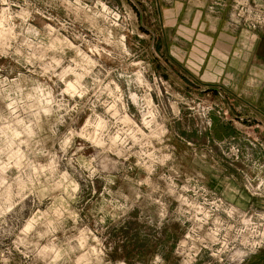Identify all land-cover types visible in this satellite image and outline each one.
<instances>
[{
    "label": "rangeland",
    "instance_id": "1",
    "mask_svg": "<svg viewBox=\"0 0 264 264\" xmlns=\"http://www.w3.org/2000/svg\"><path fill=\"white\" fill-rule=\"evenodd\" d=\"M136 5L144 25L159 30L155 0H0V264L264 258V130L234 117L264 115V91L258 110L230 93V110L206 89L204 58L185 56L183 43L153 45ZM220 5L215 0L211 10ZM229 26L263 39L264 0H233ZM49 66L57 75L42 74ZM68 67L84 77L86 95L65 93L73 111L41 114L42 131L13 139L8 125L20 128L8 105L33 103L26 97L37 83L59 100L77 78L59 79ZM112 103L119 116L107 111ZM93 106L106 121L102 129H85L89 117L97 123ZM14 107L26 123L35 119L19 103ZM125 115L131 123L122 122ZM70 130L84 135L73 136L64 151ZM16 146L25 158L16 167L14 157L5 170ZM73 182L79 185L74 193Z\"/></svg>",
    "mask_w": 264,
    "mask_h": 264
},
{
    "label": "crops",
    "instance_id": "2",
    "mask_svg": "<svg viewBox=\"0 0 264 264\" xmlns=\"http://www.w3.org/2000/svg\"><path fill=\"white\" fill-rule=\"evenodd\" d=\"M214 1L171 0L163 5L161 0H155L154 10L160 19L156 25H160V29L152 31L144 21L141 25L143 23L146 29L142 28L152 35L153 45L155 42L183 43L187 49L185 56L196 58L199 54L204 58L202 80L207 84L206 89L218 92L230 110V93L239 103L256 108L264 91V38L260 40L257 35L231 29L229 17L233 0H216L221 5L212 11ZM154 54L157 55L155 51ZM234 117L237 121H254L264 130L263 114ZM263 261L264 258H255L249 264Z\"/></svg>",
    "mask_w": 264,
    "mask_h": 264
},
{
    "label": "clouds",
    "instance_id": "3",
    "mask_svg": "<svg viewBox=\"0 0 264 264\" xmlns=\"http://www.w3.org/2000/svg\"><path fill=\"white\" fill-rule=\"evenodd\" d=\"M5 12H7V9H5ZM29 31H34L33 29H29ZM15 37H13L14 39ZM28 41L25 40V44H27ZM19 54V53H18ZM87 59V58H86ZM28 63H32V60L29 59ZM54 63L56 64V66L58 67L60 65V61H54ZM89 63H93L92 61H89ZM77 67H80V65H77ZM47 71H51L53 73V75H57V73L55 72V69L52 68L51 66L48 67V69L45 70V73L42 74H46ZM70 73L72 74H76L75 73V69L68 67L66 69H64V71L59 75V79L61 81H63L65 79V77L67 75H69ZM85 74H87V70L85 72ZM77 78L74 82H68L66 87H64L62 89V91L59 93V96L61 97L59 100L56 99L53 96V92L52 89L47 87L44 84H39L37 83L36 86L32 89V91L27 95L26 100L27 101H31L33 103L28 104L26 107H24L25 105V100H19V101H13L12 103H10L8 105V107L10 109H12L13 111V116L15 117V123L16 125L19 126L20 131H17L15 128L12 127V125H8V128L11 130L12 132V137L13 139H19L21 136H27L29 138H34L37 135V131H42L40 125H41V114H43V116L45 117H50L53 115V113H59L60 111H64L65 114H67L68 112H71L75 109V106H73L72 108H70L68 106V103L63 99L64 94L66 93L68 96L70 97H77L80 96L81 98H83L88 89L84 87V85L81 84V81L83 80V76L76 74ZM49 79H51V77H49ZM23 91V90H21ZM120 91L119 87L116 88V92L118 93ZM108 94L110 96L113 95V93L111 91L108 92ZM121 99V97L116 96L115 100L119 101ZM133 101L136 100L135 94H133L132 96ZM17 103H19L22 107H24V111L25 112H30L31 115L35 118L32 121H28L27 123L25 122V119L23 118H19L18 113L16 111V108L14 107V105H16ZM107 103V102H105ZM95 106H93V115L95 116V119L97 121V123L92 124V117H89V123L85 125V129H87L89 126L95 127L96 129H102L106 126V121H104L100 116H96L95 115V110H94ZM116 109V103H112L110 106L107 107V111L112 113V115L115 116H119V112L115 111ZM57 122L58 123H63V116H58L57 118ZM123 123H131V121L128 119V117L125 115L123 121ZM54 127L53 126V132H54ZM34 129L36 131H34ZM76 135H84L83 132L77 133L75 131L70 130L69 133L67 134V136L64 138V140L61 143V148L64 151H67L68 147H70L71 142H72V137L76 136ZM129 135H131V133H129ZM88 139H91V137H86ZM115 140H120V135L117 134L115 137ZM114 140V142H115ZM123 142V141H122ZM20 144H27L28 141L27 140H20L19 141ZM12 144L10 143L9 147H11ZM40 154H46V153H40ZM14 157H18L17 163L15 164L16 167H19V160H23L24 157V153L21 152L19 150V146H16V152L13 154V156L9 157V163L6 164L5 170H7L8 168L14 166L12 164V160ZM168 157H166L165 159H167ZM33 168L35 169V166H33ZM42 171L44 170L43 168L41 169ZM63 179L67 180L68 179V173L65 172L63 174ZM6 183V181H5ZM58 187H64L63 184H59L57 185ZM69 187H71L72 189V193L76 192L79 190V185L75 184L74 182L71 183L69 185ZM65 191H68V188H65ZM69 195H72L71 193ZM74 198V196L72 197ZM66 210V209H65ZM58 215H62V213H57ZM73 219L76 218L75 214H71ZM229 215H231V213H229ZM83 233H81V245L83 246L84 243V239H83ZM97 243H99V241H97ZM237 255L239 256H243L244 253H238ZM157 259H159V257H157Z\"/></svg>",
    "mask_w": 264,
    "mask_h": 264
},
{
    "label": "water",
    "instance_id": "4",
    "mask_svg": "<svg viewBox=\"0 0 264 264\" xmlns=\"http://www.w3.org/2000/svg\"><path fill=\"white\" fill-rule=\"evenodd\" d=\"M136 7H137V9H138V11H139L141 21H143V12H142V10L140 9V7H139L138 5H136ZM142 27H143L144 29H146V27L143 25V23H142Z\"/></svg>",
    "mask_w": 264,
    "mask_h": 264
},
{
    "label": "built area",
    "instance_id": "5",
    "mask_svg": "<svg viewBox=\"0 0 264 264\" xmlns=\"http://www.w3.org/2000/svg\"><path fill=\"white\" fill-rule=\"evenodd\" d=\"M245 5H246V4H245ZM243 6H244V5H243ZM249 10H250V7H249ZM249 10H248V11H249ZM250 14H251V13H250ZM248 20H249V19H247V21H248ZM247 21H246V22H247Z\"/></svg>",
    "mask_w": 264,
    "mask_h": 264
}]
</instances>
